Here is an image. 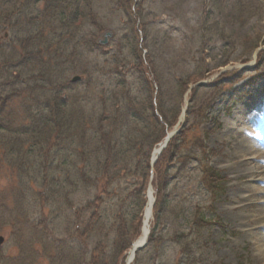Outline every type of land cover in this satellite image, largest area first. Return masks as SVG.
Here are the masks:
<instances>
[{"label":"rangeland","instance_id":"1","mask_svg":"<svg viewBox=\"0 0 264 264\" xmlns=\"http://www.w3.org/2000/svg\"><path fill=\"white\" fill-rule=\"evenodd\" d=\"M133 1L137 8L131 18L124 9H112L103 0L91 4L98 23L87 19L86 7L75 31L43 23L38 38L23 19L33 17L42 23L45 13L33 9L29 17L22 6L24 0L10 6L8 20L0 23V124L5 128H0V139L5 140H0V237L4 238L0 264H72L74 253L82 254V260L85 256L92 260L97 248L103 255L99 258L108 263L114 249L115 264H119L129 248H113L118 230L111 226L118 215H124L131 226V244L140 238L145 205L143 209L135 202L120 206L116 196L101 200L106 181L91 174L86 186L81 184L61 196L64 192H59L57 180L71 171L72 151L61 148L55 153L53 140L43 149L45 144L40 146L35 134L22 137L14 133L28 115L37 120L42 117L43 107L54 98V88L69 103V110L80 109L75 106L79 102L86 116L109 106L106 92L111 84L118 90V81L131 90V98L141 101L144 96L135 67L140 52L144 67L153 64L173 100L179 95L170 80L181 79L178 88L188 82L182 111L187 109L190 115L180 127V116L173 128L162 125L164 137L175 129L182 134L161 165L169 178L163 191L169 210L158 226L154 208L150 228L161 241L142 250L139 264H264L256 259L253 240L247 235L249 227L244 224L261 208L245 199L248 194L242 188L248 179L235 153L239 137L259 136L254 132L257 124L263 127L258 149L264 153V0ZM18 17L21 20L16 25ZM133 18L136 24L130 23ZM144 29L149 50L136 48L144 40ZM77 32L83 35L78 43ZM94 32L95 45L91 42ZM105 40L106 45L99 44ZM76 53L83 57L76 60ZM40 66L53 79L41 78L36 69ZM76 76L82 82L72 85ZM44 80L51 83L42 85ZM165 112L172 114L169 102ZM152 139L145 140L148 147ZM16 140L15 146L24 144L21 153L6 149ZM65 161L68 166L60 168ZM258 163L264 177V163ZM206 166L218 178L210 191L202 180ZM156 168H150L146 191L151 185L157 198L160 176ZM139 187L140 182L135 190ZM91 202L95 207L88 211ZM95 224L99 231L85 232ZM89 260L84 264H90Z\"/></svg>","mask_w":264,"mask_h":264},{"label":"trees","instance_id":"2","mask_svg":"<svg viewBox=\"0 0 264 264\" xmlns=\"http://www.w3.org/2000/svg\"><path fill=\"white\" fill-rule=\"evenodd\" d=\"M101 1L103 0H24L22 6L24 5L25 12H28L29 17L31 16L33 9L39 13L44 12L45 17L44 20H41L42 23L35 21L36 19L33 17H26V19L23 20H25L24 22L27 26L34 31V36L37 38L40 37L42 33L41 31L46 23L48 25L53 24L59 28L65 29L66 31L72 32L75 31L76 28H79L77 25L79 21L84 19L83 12L86 7H89L90 12L87 19L98 23L97 13L95 10L93 11L91 4ZM107 1V5L112 7V9H116V7L124 9L129 13L127 15L130 18V14L135 15L137 4L134 3L133 0ZM18 2H20V0H0V23L8 20V15L12 12L9 7L17 5ZM39 6H41V8H39ZM19 17L17 18L16 25L21 20ZM136 18H139V16H136ZM133 19L134 20L130 19V23L135 22L136 24L137 20L135 18ZM92 27L95 28L96 26L92 25ZM138 32L139 31L137 30V33ZM142 32L144 33V40H142V44L139 41V43L136 44V48L137 46L138 48L140 46L141 50L143 48L149 50L150 47L148 44L144 43L145 41L147 42L148 39L147 30L144 29ZM140 34L142 33L140 32ZM77 35L79 39H77L76 42L78 43L81 42L83 35L79 32H77ZM96 36V32L91 35V42L93 45L96 44ZM84 38L85 37H83V39ZM132 42H135V40ZM63 44L65 47L69 46L68 41H65ZM154 46H156L155 43ZM38 55L41 56V52ZM38 55H36V57L39 58ZM81 57H83V54L76 53V60ZM118 62L120 61L118 60ZM144 62L142 52H140L135 67L140 76V93L144 96L141 101L137 98H131V90H125L124 85L118 81V90L113 84H111L106 92V101H110L109 106L106 105L104 111H98V113L92 112L86 116L79 102H77L75 106L80 109L72 111L69 110V103L61 99L59 94L60 90L54 88V98L52 97L53 100L51 99V101L47 102L48 104L43 107L45 112L42 117L37 120V117H31L33 115H28L27 119L21 122V129L14 132L22 137L35 134L39 145L42 146V143L45 144V146L42 147L43 149L48 146V142L51 140L55 141V147H53L54 150H56L55 153L61 151V148H63V150L68 149L69 151H72L70 162L71 171L68 169V171L65 172V175H63L60 180H57L58 185L60 186L59 192H64L61 196H64L67 192L69 193V189L71 188L77 189L81 184L86 186L91 181L88 178L91 174L92 176H95V179L98 177L99 180L103 179L106 181L101 187L102 192L99 196L101 200H104L107 197L116 196L115 198L118 199L117 203L120 206L127 204L128 202H135L138 204L137 206L139 209H143L146 203L144 193L146 191V184L149 181L150 175L151 151L153 147L164 137L162 125L168 126L169 128L174 127L175 122L181 114L182 99L184 97V91H186L188 86V82L183 81L182 87L178 88L181 79H171L170 82H172L177 88L179 95L176 100H173L172 93L168 92L165 88L166 84L161 74L154 70L152 63L149 64V68L144 67ZM36 69L39 71L38 74L41 75V78L53 79L51 76H45L49 73H46L44 66H40V69ZM172 77H176V75H173ZM44 83H51V80L50 82L49 80L48 82L44 80L41 84L43 85ZM36 88L39 87H34L33 89ZM97 95H99L101 99L103 94L101 96L100 94ZM101 101L103 100L101 99ZM168 102L171 107V116H168L165 112V107ZM189 115L190 112L188 111L186 119L187 122ZM158 116H160L163 123H160V118ZM95 121L96 123L98 121V123L96 124ZM146 123H153L154 126ZM1 125L2 124H0L1 130L5 129L4 126ZM181 134L177 135L170 141L168 148L164 151L156 165V169L159 170L158 174L160 176V178H157V202L155 206V220L156 223H158V226L161 225L163 217L167 215L166 213L169 210V202L163 194V191L168 187L167 181H169V178L166 173H164V169L161 170V165L163 168V164L166 163L165 160L167 158L168 151L173 148L176 140L181 136ZM152 137L155 138L152 139ZM149 138L152 139V144H149L148 147L145 140L147 141ZM0 140L5 141L4 139ZM15 142H17V140L10 141L6 146V149L9 148V151L12 153H18L19 151L21 153V149L24 148V144L23 146H15ZM23 142L27 141L24 140ZM14 147H17L18 150ZM206 163L207 160L204 164ZM68 164L69 163L65 161L60 163L59 167H66ZM158 165H160V167ZM205 169L207 176L203 169L204 176L202 180L204 185H207V187L205 186L206 190L210 191L213 189V186L211 185L212 182L217 181L218 178L215 176L214 170H211L207 166ZM69 171L76 175L73 176L68 174ZM129 179H132L135 182L128 183L127 180ZM123 180H126L124 185H122ZM139 182L140 187L135 190L139 186ZM206 183H209V185ZM114 186L118 187L113 188ZM94 204L95 203L93 202L89 203L87 205V210L90 211L91 208H94ZM89 225L90 222L88 223V226ZM93 227L94 228L91 227L92 230L89 229L85 232L95 234L97 230H100L96 228V224ZM130 227L129 222L124 215L114 217V223L111 226V230L118 231L117 237L114 240L113 248H119V250L122 247L125 248L124 250L129 248L133 239L132 235L129 233ZM129 237L131 240H129ZM128 241L129 243L127 245L126 242ZM159 241H161V236H157L155 230L153 229L149 238L148 246H157ZM110 248H112V245ZM111 250L115 254L116 251L114 249ZM141 253H143V251L138 253L136 264H139L140 262ZM114 254L112 253L108 263L106 259L99 258L103 255L99 253L97 248L91 258L92 260H89L90 258L86 256L84 260H82V254L74 253L71 263L84 264V262H88L89 260L90 264H115L117 263V255ZM120 261L121 260H119V264Z\"/></svg>","mask_w":264,"mask_h":264},{"label":"bare ground","instance_id":"3","mask_svg":"<svg viewBox=\"0 0 264 264\" xmlns=\"http://www.w3.org/2000/svg\"><path fill=\"white\" fill-rule=\"evenodd\" d=\"M256 126H258V129L255 130L260 133L261 125L257 124ZM238 141L235 152L236 158L239 159L238 166L243 168L242 170L248 179L247 183L242 188V190L248 194L245 199L251 203L253 202L257 208H261L260 210L257 209L254 211V214L243 223L249 227L247 235L253 240L257 253L256 259H260L264 262V187H261L262 184H264V177H262V168L258 163V160L264 163V153H259L258 145L260 139L258 137L250 136L249 139L239 137ZM163 144L164 141L156 148L154 157H157ZM154 201L155 195L153 190L150 189L148 192V203L144 212L141 237L138 241L140 243L146 240L150 231ZM132 255L133 251L131 250L129 258H131Z\"/></svg>","mask_w":264,"mask_h":264},{"label":"water","instance_id":"4","mask_svg":"<svg viewBox=\"0 0 264 264\" xmlns=\"http://www.w3.org/2000/svg\"><path fill=\"white\" fill-rule=\"evenodd\" d=\"M110 37V34H107L106 36H105V38L106 39H108ZM107 42H106V40L104 41V42H102V44H106ZM76 81H78V78H75V79H73V82H76ZM3 242V240H2V238H0V244Z\"/></svg>","mask_w":264,"mask_h":264}]
</instances>
